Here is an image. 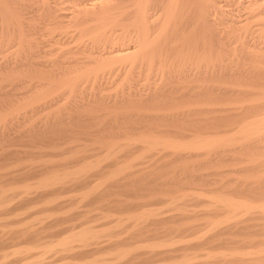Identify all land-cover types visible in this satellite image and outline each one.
Returning a JSON list of instances; mask_svg holds the SVG:
<instances>
[{
    "label": "rangeland",
    "instance_id": "374dc122",
    "mask_svg": "<svg viewBox=\"0 0 264 264\" xmlns=\"http://www.w3.org/2000/svg\"><path fill=\"white\" fill-rule=\"evenodd\" d=\"M25 1L13 25L0 0V264H264V211L212 197L264 205V134L235 133L264 118V0H177L161 37L168 0H152L157 55L125 62L138 0H98L103 20L97 0ZM156 136L227 141L177 154Z\"/></svg>",
    "mask_w": 264,
    "mask_h": 264
},
{
    "label": "bare ground",
    "instance_id": "6f19581e",
    "mask_svg": "<svg viewBox=\"0 0 264 264\" xmlns=\"http://www.w3.org/2000/svg\"><path fill=\"white\" fill-rule=\"evenodd\" d=\"M10 1V0H9ZM9 1L8 2H5V0H4V3L2 4L3 6V13L2 14H4L5 15V17H6V21L8 22H11V24H13V25H17V24H19V9H24V8H29V6L30 7H33L34 5H32L31 6V3H27L26 1L23 3L22 1L23 0H20V1H15V0H12V1H15L16 2V5L15 4H13V2H12V4L13 5H15V6H13V7H11L10 8V4H9ZM88 1V0H87ZM90 1V0H89ZM88 1V2H89ZM94 0H92V2H93ZM103 2H106V1H108V0H102ZM115 0H111V2H110V8H108V10L109 9H111L112 8V5L114 4L113 2H114ZM28 2H31V0H28ZM43 2H45V1H43ZM103 2H101V1H96V2H94V5H93V7L94 6H96V7H94V8H98V4H99V7L100 8H104V9H102L100 12H102V11H104V13L102 14V16L103 15H105V13H107L108 12V10H106V8H107V6L105 5V4H103ZM137 2V1H136ZM135 2V4L133 3V5L135 6V5H137L136 7H135V9L137 10H135L136 12H137V14L135 15L136 17H135V25L139 28V31L138 32H140L141 34V36H142V41H140V46H139V51L137 52L136 50L138 49V47H137V49H136V47L134 46V47H130V46H126V47H121V48H119V49H117V51H115L113 54H115L116 56H115V61H127L128 59H130L131 61L133 60V59H135L138 55H140V54H147V56H149L148 54H150V55H152V54H154L155 53V49H156V42H157V38L154 40V37L151 39L150 38V36H149V30H150V28H149V26H148V23H149V21L148 20H150L149 18H151L150 16L152 15H148V13L149 12H147V11H149L148 9H149V6H152V8H154L155 9V7H157V5H156V2L157 1H155V3L154 2H152V0H138V2L136 3ZM177 0H168V9L167 10H169L168 11V17H167V20L165 21V24H163V28H161V30L160 31H158L159 33L157 34V36H160L161 37V35H163L165 32H166V29L168 28V26H169V24L171 23V22H173L174 20H175V16L177 15H175V8H176V4H177ZM213 2V1H212ZM240 2V1H239ZM90 4H93V3H91V1L89 2ZM103 4V6H102V4ZM108 2H106V4H107ZM111 3H112V5H111ZM209 3V2H208ZM33 4V3H32ZM70 4V3H69ZM80 5V4H79ZM101 5V6H100ZM108 5V4H107ZM121 5V4H120ZM215 5V4H214ZM213 5V6H214ZM12 6V5H11ZM105 6V7H104ZM109 6V5H108ZM217 6V5H216ZM47 7V6H46ZM93 7H92V9H93ZM129 7H132V5L131 6H129ZM212 7V6H211ZM116 8H121V7H118V6H116ZM162 8V7H161ZM30 9V8H29ZM123 9V12L125 11L124 10V8H121V10ZM126 9V8H125ZM153 9V10H154ZM163 9V8H162ZM161 9V10H162ZM250 9V8H249ZM257 9V8H256ZM262 9V8H261ZM115 10V9H114ZM215 10V9H214ZM87 11V10H86ZM96 11V10H95ZM106 11V12H105ZM126 11H128V10H126ZM129 11H130V9H129ZM166 11V10H165ZM99 12V13H100ZM131 12V11H130ZM80 13V12H79ZM84 13V12H83ZM88 13V12H87ZM96 13V12H95ZM119 13V12H118ZM122 13V12H121ZM156 14H157V12H155ZM165 13V12H164ZM177 13V12H176ZM91 14H94V13H91ZM86 15V14H85ZM96 15H99V14H96ZM133 15V14H132ZM195 15V14H194ZM49 16V15H48ZM58 16H59V14H58ZM58 16H56V17H58ZM86 16H88V15H86ZM86 16H83V20L85 19L87 22H90V21H92V20H89V19H92L90 16H88V17H86ZM94 16V15H93ZM92 16V17H93ZM101 16V15H100ZM5 17H3V18H5ZM76 17V16H75ZM107 17H108V15H107ZM97 18H99V17H97ZM96 18V19H97ZM106 17H100V19H105ZM108 18H110V17H108ZM155 18V17H154ZM260 18V17H259ZM111 19V18H110ZM152 19V18H151ZM84 20V21H85ZM94 20V19H93ZM4 21V20H3ZM99 21H101V20H99ZM61 22V21H60ZM133 22V21H132ZM7 24V23H6ZM20 25H21V23H20ZM19 26V25H18ZM29 26V25H28ZM135 26V27H136ZM155 26V25H154ZM101 27V26H100ZM105 27V26H104ZM20 28V27H19ZM87 28V27H86ZM106 28V27H105ZM23 29V28H22ZM33 29V28H32ZM101 29H103V28H101ZM96 30V29H95ZM105 30V29H104ZM94 31V30H93ZM123 32V31H122ZM91 33H92V31H91ZM96 33H98V34H102L103 33V31L102 30H96L95 31V34ZM93 35V34H92ZM104 35H105V33H104ZM138 35V34H137ZM94 36V35H93ZM96 36V38H97V35H95ZM107 36V35H106ZM121 36H122V34H121ZM159 37V38H160ZM141 38V37H140ZM124 39V38H123ZM158 44V43H157ZM138 46V45H137ZM244 47V46H243ZM136 49V50H135ZM157 51V50H156ZM156 54V53H155ZM110 55V54H109ZM157 55V54H156ZM257 55H258V53H257ZM142 56V55H141ZM150 57V56H149ZM153 57V56H152ZM152 57H151V59H152ZM157 57H159V56H157ZM153 58H155V57H153ZM100 60V59H99ZM150 60V59H149ZM148 60V61H149ZM156 60V59H155ZM129 61V60H128ZM160 61V60H159ZM112 62H114V61H112ZM111 62V64H114V63H116V62H114V63H112ZM153 62H154V60H153ZM165 62H166V60H165ZM135 62H133L132 64H134ZM156 63V62H155ZM100 64V63H99ZM110 64V63H109ZM125 64V63H124ZM159 64V63H158ZM156 65V64H155ZM95 66V65H94ZM109 65L108 64H100V66H97V67H95L94 69H92V72H98V71H100V70H103L104 68H106V67H108ZM129 66V65H128ZM162 66V65H161ZM84 75V74H83ZM94 75V74H93ZM80 76V75H79ZM78 77V76H77ZM81 78V77H80ZM73 80L71 79V80H68L67 79V81H65V82H63V83H61V84H57L54 88H53V90L51 91L52 92V94L54 93L55 94V92H59V90L64 86L65 87V85H67L68 83H70V82H72ZM77 81V80H76ZM56 82V81H55ZM10 113V112H9ZM170 113V112H169ZM172 113V112H171ZM179 113V112H178ZM164 114V113H163ZM9 115V114H8ZM161 116V115H160ZM159 116V117H160ZM181 116V115H180ZM259 117V116H258ZM5 118V117H4ZM257 118V117H256ZM262 118V117H261ZM236 133V137H238V139H242L243 141H247V139H249V138H257V136H261L262 134H264V118H262V119H255V120H251V121H249V122H245L243 125H240L239 127H238V130L235 132ZM264 136V135H263ZM150 137H152V136H150ZM155 137V136H154ZM149 138V140H144V141H147V143H145V144H148V147L149 148H154V149H159V150H162V151H166V150H174V153L176 152V151H180V150H182L181 151V153L183 152V150H190L191 151V153H192V151H194L195 153H196V151L197 152H201L202 153V151L201 150H204V149H209V148H215L216 146L217 147H219V145H221V144H223L224 142H226L227 140L225 139V138H223V137H225V135L223 136V137H221V136H219V137H216V138H211V139H203L202 138V140H197V141H195L194 140V142L193 141H188V142H185L184 140V142H180V140H179V142H173V140L171 141L170 140V138H169V140H161V139H157V138H159V137H157L156 136V139L155 138ZM166 138V137H165ZM210 138V137H209ZM251 138V139H252ZM193 139V138H192ZM246 139V140H245ZM187 141V140H186ZM230 142V141H229ZM113 144L114 143H112V145H109V146H111V148H113L112 146H113ZM116 144V143H115ZM118 144V143H117ZM117 144H116V146H117ZM226 144V143H225ZM146 146V145H145ZM147 149V148H146ZM109 150V149H108ZM150 151V150H149ZM156 151V150H155ZM177 153V152H176ZM177 154H179V153H177ZM202 155V154H201ZM86 169V168H85ZM116 172V171H115ZM120 173V172H119ZM42 174V173H41ZM46 174V173H45ZM47 174H48V172H47ZM36 176V175H35ZM64 175H62L61 176V179H62V177H63ZM38 177H39V175H38ZM51 177H49L48 179H50ZM59 178H60V176H57V175H55V176H53L50 180L53 182H56V181H58L59 180ZM41 179V178H40ZM47 179V180H48ZM46 180V181H47ZM66 180V179H65ZM49 181V180H48ZM60 181V180H59ZM32 182V181H31ZM50 182V181H49ZM43 183V182H42ZM45 183V182H44ZM43 183V184H44ZM69 183V182H68ZM46 184V183H45ZM44 184V185H45ZM53 184V183H52ZM57 184V183H56ZM55 184V185H56ZM60 184V183H59ZM52 186V185H51ZM57 189V188H56ZM58 190V189H57ZM55 192V191H54ZM52 193V192H51ZM184 193V192H183ZM182 193V194H183ZM173 194V193H172ZM176 194V196L173 194L172 196H170V198H168V196H167V198H168V200H170V201H174L175 199H178V198H185V196H188L187 194H183V195H180L181 194V192L180 193H175ZM179 194V196H177ZM164 195V194H163ZM171 195V194H170ZM199 195L200 196H202V195H205L204 193L202 194L201 192H199ZM219 195L220 194H218V196H212V197H214V198H216V200H214L213 202L215 203V201H216V203L215 204H222L223 206H227V208H228V212L230 211V212H232V214H236L238 211H236V210H238L239 209V211H241L243 214L244 213H247V212H250V211H252L253 209H258V210H263L264 211V205H259V204H257V203H255V204H250V203H248V202H246V201H244V200H240V201H238V200H236V202H234L233 200L235 199H232V198H227L226 196H225V198L223 197H219ZM224 195V194H223ZM158 196H159V193H158ZM207 197H208V195H207ZM210 197V196H209ZM213 198V199H214ZM1 199V198H0ZM38 199V198H37ZM154 199V198H153ZM213 199H211V201L213 200ZM239 199H241V198H239ZM6 200V199H5ZM30 200V199H29ZM209 200H210V198H209ZM24 201V200H23ZM178 202V200H175V202ZM210 201V202H211ZM169 202V201H168ZM174 202V203H175ZM209 202V203H210ZM219 202V203H218ZM2 203V202H1ZM0 203V204H1ZM257 204V205H256ZM213 205V204H212ZM34 206V205H33ZM172 206H175V205H172ZM177 206V205H176ZM165 208V207H164ZM222 209V208H221ZM226 209V208H225ZM13 210V209H12ZM227 211V210H226ZM9 212V211H8ZM140 212H142V211H140ZM144 213L145 212H147V211H143ZM257 212V211H256ZM261 212V211H260ZM4 214V213H3ZM17 214V213H16ZM148 214V213H147ZM153 214V213H152ZM130 215H132V214H130ZM142 216H143V213L141 214ZM137 216V215H136ZM146 216V215H145ZM227 216V215H226ZM147 217V216H146ZM130 218V217H129ZM133 218V217H132ZM140 218V217H139ZM138 218V219H139ZM143 218H144V216H143ZM137 221V220H136ZM214 223V222H213ZM216 223V222H215ZM214 223V224H215ZM79 227V226H78ZM235 227V226H234ZM76 229V228H75ZM159 229V228H158ZM86 230V229H85ZM85 230H83L82 232H77V233H79V237H81V236H84L85 234H86V231ZM85 231V232H84ZM91 231V230H90ZM146 231V230H145ZM87 232H88V230H87ZM95 232V231H94ZM93 232V233H94ZM74 233V232H73ZM76 233V234H77ZM85 233V234H84ZM24 234V233H23ZM91 234V233H90ZM71 235V234H70ZM74 234H72L71 236H68L67 235V237H65L64 236V238H63V240H61L60 241V244H62V245H64L65 247H67V245H69V243H71V242H69L70 241V237H72ZM87 236H90L91 237V235H87ZM140 236V235H139ZM74 237V236H73ZM164 237V236H163ZM41 238V237H40ZM76 240V239H75ZM119 240V239H118ZM117 240V241H118ZM81 241H83V240H81ZM87 241V240H86ZM141 241V240H140ZM85 242V241H84ZM88 242V241H87ZM101 242V241H100ZM132 242V241H131ZM101 243H103V242H101ZM136 243V242H135ZM150 243V242H149ZM165 243V242H164ZM59 244V245H60ZM95 244H96V242H95ZM125 244V243H124ZM84 245V244H83ZM86 245H87V243H86ZM135 245V244H134ZM63 246V247H64ZM78 246V245H77ZM108 246V245H107ZM70 247V246H69ZM68 248V247H67ZM71 248V247H70ZM125 248V247H124ZM134 248H136V247H134ZM207 248V247H206ZM40 249V248H39ZM121 249V248H120ZM130 249H132L131 247H130ZM129 249V250H130ZM63 250H65V249H63ZM129 250H127V251H129ZM20 251V250H19ZM74 251V250H73ZM121 251H122V249H121ZM126 251V252H127ZM132 250H130V252H131ZM42 252V251H41ZM129 252V253H130ZM79 253V252H78ZM81 253V252H80ZM122 254V253H121ZM122 255H124V253L122 254ZM121 255V256H122ZM127 255V254H126ZM27 257V256H26ZM25 258V257H24ZM28 258V257H27ZM123 258V257H122ZM28 259H30V258H28ZM26 260V259H25ZM28 262H30V260L28 261ZM5 263V262H4ZM25 263H27V261L25 262ZM6 264V263H5ZM28 264V263H27ZM74 264V263H73Z\"/></svg>",
    "mask_w": 264,
    "mask_h": 264
}]
</instances>
